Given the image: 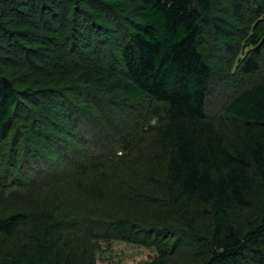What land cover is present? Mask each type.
<instances>
[{
  "label": "trees",
  "instance_id": "obj_1",
  "mask_svg": "<svg viewBox=\"0 0 264 264\" xmlns=\"http://www.w3.org/2000/svg\"><path fill=\"white\" fill-rule=\"evenodd\" d=\"M263 68L264 0H0V264H264Z\"/></svg>",
  "mask_w": 264,
  "mask_h": 264
},
{
  "label": "rangeland",
  "instance_id": "obj_2",
  "mask_svg": "<svg viewBox=\"0 0 264 264\" xmlns=\"http://www.w3.org/2000/svg\"><path fill=\"white\" fill-rule=\"evenodd\" d=\"M257 78L259 81H264V68ZM224 97L225 94L213 95L210 99L208 112L216 113L219 111L220 103ZM1 164L2 162L0 161V185L4 183V178L2 176L4 166L2 167ZM15 202L17 204L8 205L5 208L6 212H9L12 209L18 211L25 208V206L18 203L17 199ZM33 207V205L27 206V209L31 210ZM83 208L86 209V207ZM74 239L75 240H72L71 243L73 249L79 259L83 258L79 264H142L152 261L157 257V252L153 248H146L112 240H101L94 237L88 238L81 230L74 232ZM174 258L176 259L175 261L179 263L188 261V264H192L193 261V257L188 250L181 255H176Z\"/></svg>",
  "mask_w": 264,
  "mask_h": 264
}]
</instances>
